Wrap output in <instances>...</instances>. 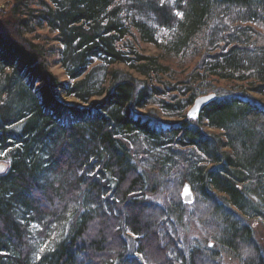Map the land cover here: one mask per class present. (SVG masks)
<instances>
[{"label":"trees","instance_id":"trees-1","mask_svg":"<svg viewBox=\"0 0 264 264\" xmlns=\"http://www.w3.org/2000/svg\"><path fill=\"white\" fill-rule=\"evenodd\" d=\"M252 94L264 99V0H12L0 19V264H220L208 244H181L184 182L196 222L224 223L209 236L239 264H264L249 223L264 226V103Z\"/></svg>","mask_w":264,"mask_h":264},{"label":"rangeland","instance_id":"rangeland-1","mask_svg":"<svg viewBox=\"0 0 264 264\" xmlns=\"http://www.w3.org/2000/svg\"><path fill=\"white\" fill-rule=\"evenodd\" d=\"M4 1L6 0H0V4ZM141 50L147 55L156 54V49L152 44H142ZM50 69L53 74L57 75L61 80H68L67 75L64 73V70L60 65L52 61ZM221 86L227 88V86L223 83ZM251 96H253V98L255 97L257 99H260L262 104L264 103V99H262L259 95L252 94ZM58 99L67 105L86 107L85 103H82L72 96H65L64 94H60ZM0 163L5 164L4 162ZM150 199L165 207L167 206L166 199L161 191L157 190L156 194L153 195ZM193 205L194 202L191 204H186V206L175 215V220L178 225L179 237L183 248L185 250H188L191 246L195 245L205 247L209 242H211L212 246L210 247V250L214 253L220 264H239L234 257L227 254L224 247L219 243L217 239L211 238L209 236L212 229H214L218 236L222 235L224 223L220 219L219 215H213L207 221L208 225L206 226V222H204V224L196 222L197 217L193 215V212L195 211V206ZM249 223H252L254 238L264 256V226L260 222V220L257 219L249 221ZM209 227H212L211 230Z\"/></svg>","mask_w":264,"mask_h":264},{"label":"water","instance_id":"water-1","mask_svg":"<svg viewBox=\"0 0 264 264\" xmlns=\"http://www.w3.org/2000/svg\"><path fill=\"white\" fill-rule=\"evenodd\" d=\"M12 8V0H6L0 4V19L9 13ZM217 98L216 93L210 92L207 94H203L194 99L191 106L186 111L185 121H189L191 119H196L200 113V111L210 102L214 101ZM0 167L3 165L0 164ZM180 197L183 203L191 204L195 199L194 192L191 188V185L188 182H184L181 190ZM208 246L211 247L212 243L209 242Z\"/></svg>","mask_w":264,"mask_h":264},{"label":"snow or ice","instance_id":"snow-or-ice-1","mask_svg":"<svg viewBox=\"0 0 264 264\" xmlns=\"http://www.w3.org/2000/svg\"><path fill=\"white\" fill-rule=\"evenodd\" d=\"M0 155H2V153H0ZM2 171H4V168L3 167H0V172H2Z\"/></svg>","mask_w":264,"mask_h":264}]
</instances>
